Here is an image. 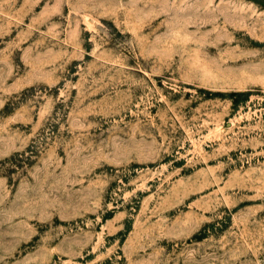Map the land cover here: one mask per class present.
<instances>
[{
  "label": "rangeland",
  "instance_id": "1",
  "mask_svg": "<svg viewBox=\"0 0 264 264\" xmlns=\"http://www.w3.org/2000/svg\"><path fill=\"white\" fill-rule=\"evenodd\" d=\"M0 264H264V0H0Z\"/></svg>",
  "mask_w": 264,
  "mask_h": 264
}]
</instances>
